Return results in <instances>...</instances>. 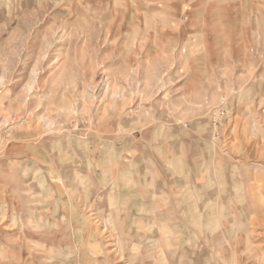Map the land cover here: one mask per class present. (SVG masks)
I'll return each mask as SVG.
<instances>
[{
    "label": "rangeland",
    "instance_id": "obj_1",
    "mask_svg": "<svg viewBox=\"0 0 264 264\" xmlns=\"http://www.w3.org/2000/svg\"><path fill=\"white\" fill-rule=\"evenodd\" d=\"M0 264H264V0H0Z\"/></svg>",
    "mask_w": 264,
    "mask_h": 264
},
{
    "label": "bare ground",
    "instance_id": "obj_2",
    "mask_svg": "<svg viewBox=\"0 0 264 264\" xmlns=\"http://www.w3.org/2000/svg\"><path fill=\"white\" fill-rule=\"evenodd\" d=\"M18 200V199H17ZM13 202V201H12ZM9 203V202H8ZM20 204V203H19ZM9 206V205H8ZM10 210H11V213L12 214H14V217L13 218H11L10 217V219H11V221L13 222V225L14 224H21L22 222H21V220L22 219H24V218H27L28 217V212H26V209H24V208H21V207H14V206H11V208H10ZM3 216H6V215H3ZM25 216H27V217H25ZM29 219V218H28ZM20 220V221H19ZM21 227H22V229L24 230V228H25V226H24V224L22 223L21 224ZM21 229V228H20ZM21 236H22V238H24V241H25V244H26V236L23 234V232H21ZM28 249V248H27ZM26 249V250H27ZM116 250V249H115ZM114 250V251H115ZM11 251V250H10ZM9 252V251H8ZM28 252V251H27ZM11 253H13V254H15V252H11ZM32 254V253H31ZM14 259V258H13ZM16 260V259H15ZM18 261H21L20 260V258H18L17 259ZM24 261V260H23Z\"/></svg>",
    "mask_w": 264,
    "mask_h": 264
}]
</instances>
